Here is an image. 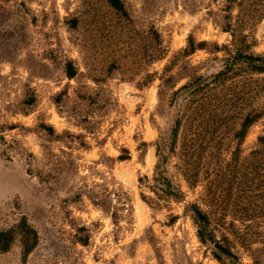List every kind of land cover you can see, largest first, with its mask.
Instances as JSON below:
<instances>
[{"label":"rangeland","instance_id":"374dc122","mask_svg":"<svg viewBox=\"0 0 264 264\" xmlns=\"http://www.w3.org/2000/svg\"><path fill=\"white\" fill-rule=\"evenodd\" d=\"M119 2L0 0V264H264V8Z\"/></svg>","mask_w":264,"mask_h":264},{"label":"trees","instance_id":"16d2710c","mask_svg":"<svg viewBox=\"0 0 264 264\" xmlns=\"http://www.w3.org/2000/svg\"><path fill=\"white\" fill-rule=\"evenodd\" d=\"M256 1L260 2V5L264 8V0H256ZM109 2L116 9L119 10L121 8L119 0H109ZM244 60L248 65H250L253 68V70L255 72L264 74V57L246 55V56H244ZM257 118H258V115H252L251 117H249V123L255 122L257 120ZM160 148H161V146H160ZM165 162H166V159H163L162 161H160V164L157 167V170L160 172L158 174L159 178L155 179V181L158 183L156 186V189L163 192L164 196L170 197L174 200H178V199H180L179 194H182V193H181V191H179V190L177 191V189L172 187L169 180L166 179V177H165L166 171H165V169L161 168V167L164 168ZM175 193H178V194L175 195ZM160 198L161 197H158L157 199L160 200ZM196 212H197V215L201 219L206 220V221L208 220L207 216H204L200 210H197ZM25 230H26L25 231L26 239H25V243H24V251L26 254V253H29L33 247V245H31L30 235H34L36 237V233L34 231H32L31 229H29L28 227ZM12 242H13V237L9 233L0 234V250L1 251H7L8 249H10ZM218 248L220 249V251L222 253H224L228 256H231V257L234 256L230 250L222 247L221 245H218Z\"/></svg>","mask_w":264,"mask_h":264}]
</instances>
